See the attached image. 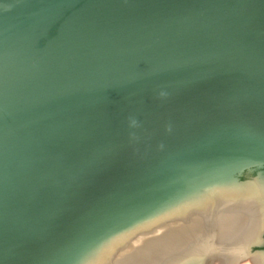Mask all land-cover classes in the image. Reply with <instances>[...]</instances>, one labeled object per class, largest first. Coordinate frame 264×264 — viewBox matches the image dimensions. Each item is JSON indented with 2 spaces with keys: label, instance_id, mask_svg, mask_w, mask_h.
Instances as JSON below:
<instances>
[{
  "label": "water",
  "instance_id": "1",
  "mask_svg": "<svg viewBox=\"0 0 264 264\" xmlns=\"http://www.w3.org/2000/svg\"><path fill=\"white\" fill-rule=\"evenodd\" d=\"M0 264H264V0H0Z\"/></svg>",
  "mask_w": 264,
  "mask_h": 264
},
{
  "label": "flooded vegetation",
  "instance_id": "2",
  "mask_svg": "<svg viewBox=\"0 0 264 264\" xmlns=\"http://www.w3.org/2000/svg\"><path fill=\"white\" fill-rule=\"evenodd\" d=\"M253 245H254V244H253ZM255 249H256V248H255ZM255 249H254V250H255Z\"/></svg>",
  "mask_w": 264,
  "mask_h": 264
}]
</instances>
